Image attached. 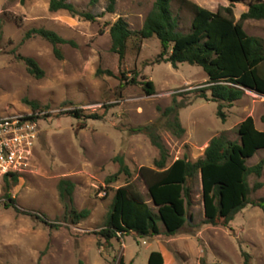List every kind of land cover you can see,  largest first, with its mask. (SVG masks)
<instances>
[{
  "label": "rangeland",
  "instance_id": "374dc122",
  "mask_svg": "<svg viewBox=\"0 0 264 264\" xmlns=\"http://www.w3.org/2000/svg\"><path fill=\"white\" fill-rule=\"evenodd\" d=\"M69 1L97 20L87 22L66 11L52 13L49 0H0V117L33 116L38 122L32 154L11 189L19 212L5 206L0 180V264H116L120 259L125 264H148L154 251L162 253L165 264H243L244 253L251 256V264H264V211L248 206L227 227L198 228L204 220L200 179L188 209L190 225L181 233L173 238L129 234L113 239L111 245L104 243L98 232L113 190L131 182L147 199L139 170L153 168L159 150L140 128L152 126L161 136L169 153L168 165L184 155L195 161L215 136L225 134L231 141L239 140L238 125L248 117L257 130L264 131V96L247 91L223 109V122L218 116L220 103L200 98L207 88L203 69L186 63L173 68L158 62L162 51L158 39L131 40L123 62L111 51L110 26L123 18L132 31H139L156 0H120L115 13L106 11V0L94 4L91 0ZM170 1L179 30L187 32L192 14L181 9L178 0ZM190 1L212 12L230 4L228 0ZM245 10L244 3H236L235 18ZM32 28L53 30L75 46H61L63 59L59 60L40 37L23 40ZM244 30L264 39V20H248ZM17 54L34 58L44 77L31 76ZM136 74L140 82L144 78L153 81L154 95H146L141 85L129 84ZM174 98L185 129L181 137L170 127L176 114L165 115ZM75 109L85 117L68 115ZM94 114L103 117L87 119ZM118 156L124 158L132 176L122 174L108 185L106 179L119 171ZM261 159L264 150L248 159L247 166ZM62 179L76 184L75 207L91 210L90 217L77 226L61 220L58 183ZM249 182L251 186L263 183L253 198H264V170L261 178L251 175ZM41 220L60 227L51 228Z\"/></svg>",
  "mask_w": 264,
  "mask_h": 264
},
{
  "label": "trees",
  "instance_id": "16d2710c",
  "mask_svg": "<svg viewBox=\"0 0 264 264\" xmlns=\"http://www.w3.org/2000/svg\"><path fill=\"white\" fill-rule=\"evenodd\" d=\"M91 1L94 4L97 0ZM118 1L120 0H106V11L115 13ZM228 1L229 6L212 12L193 1L178 0L181 9L192 14L189 30L182 32L179 30L178 18L172 13L171 1L156 0L139 31H132L123 18L110 26L111 51L123 62L131 40L158 39L162 50L157 56L158 62L170 63L173 68L186 63L203 69L207 76V88L201 92L200 98L220 103L218 116L224 122L226 116L223 109L241 100L247 91L264 96V39L248 35L244 30V22L264 20V0ZM236 3H244L247 8L239 19L234 15ZM48 5L52 13L66 11L72 17L87 22L97 20L95 15L78 9L69 0H49ZM36 37L48 42L59 60L63 59L61 46H75L72 40L64 39L47 28L29 29L23 40ZM16 59L24 63L31 76L37 79L44 77V70L34 58L17 54ZM108 74L113 75L112 72ZM137 77L136 74L129 79V84L141 85L148 96L156 93L153 81L144 78L140 82ZM126 80L124 78L122 82ZM33 108L36 110L38 106L34 105ZM179 108L174 98V105L165 110V115L176 114L170 127L176 136L181 137L185 129L179 121ZM68 115L76 119L85 117L77 109L69 111ZM102 117L94 114L87 119L99 120ZM138 131L149 136L152 144L159 150V158L154 160L153 168L141 167L139 170V177L146 187L147 199L131 182L113 190L108 212L98 232L105 244L111 245L113 239L120 240L129 234L147 238L162 235L173 238L181 233L190 225L188 209L193 204L194 185L198 179L201 181L204 211V220L198 228L203 225L227 227L248 206L264 211V198H253V194L263 187V183L256 182L251 186L249 182L251 175L261 178L264 170V159L252 167L247 166L248 159L264 150V131L256 129L252 117L239 123V140L231 141L225 134H220L209 141L203 156L197 160L192 161L188 155H184L169 165L168 150L154 128L146 126ZM115 161L119 164V171L106 179L108 185L117 181L122 174L132 176L122 156L116 157ZM2 179L5 206L19 212L11 194L13 185L19 180V174H7ZM75 188L76 184L69 179H62L58 183L59 200L63 207L61 220L73 226L79 225L91 215L90 209L78 210L75 207ZM41 221L51 228L60 227ZM97 244L99 247L102 245L100 242ZM243 257V264H251L248 253H244ZM116 264L125 262L120 259ZM148 264H165L162 253L151 252Z\"/></svg>",
  "mask_w": 264,
  "mask_h": 264
},
{
  "label": "built area",
  "instance_id": "2783aa9c",
  "mask_svg": "<svg viewBox=\"0 0 264 264\" xmlns=\"http://www.w3.org/2000/svg\"><path fill=\"white\" fill-rule=\"evenodd\" d=\"M38 137V122L33 116L0 117V180L18 173L26 165Z\"/></svg>",
  "mask_w": 264,
  "mask_h": 264
},
{
  "label": "crops",
  "instance_id": "0c3cea01",
  "mask_svg": "<svg viewBox=\"0 0 264 264\" xmlns=\"http://www.w3.org/2000/svg\"><path fill=\"white\" fill-rule=\"evenodd\" d=\"M246 10H247V8H246ZM246 10H245V11H246ZM245 11H244V12H245ZM242 13H243V12H242Z\"/></svg>",
  "mask_w": 264,
  "mask_h": 264
}]
</instances>
